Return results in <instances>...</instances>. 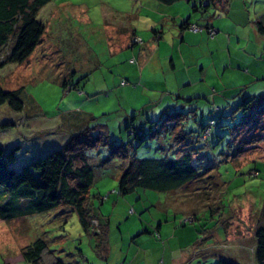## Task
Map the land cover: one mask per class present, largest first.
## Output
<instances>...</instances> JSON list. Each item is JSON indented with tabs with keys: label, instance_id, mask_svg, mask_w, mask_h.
<instances>
[{
	"label": "rangeland",
	"instance_id": "obj_1",
	"mask_svg": "<svg viewBox=\"0 0 264 264\" xmlns=\"http://www.w3.org/2000/svg\"><path fill=\"white\" fill-rule=\"evenodd\" d=\"M231 3L232 11L225 13L213 6L193 11L191 3L178 0L160 4L162 12L146 7L137 16L131 7L137 4L135 0H50L40 12L47 25L43 42L56 48L27 66L9 62L0 68L4 89L22 87V111H12L6 103L0 105V123L16 121V125L0 130V146L6 151L19 147L12 163L16 169L61 148L83 129L92 136L105 134L109 142H132L135 150L130 153L137 158L173 157L181 152L176 151L180 128L169 130V126L149 121L162 113L192 110L182 126L195 140L200 124L215 120L207 143L194 142L199 146L200 172L208 165L212 168L198 180L171 191L137 187L120 194L118 177L128 157L110 153L109 143H99L86 152L94 170L89 188L91 212L109 219L111 261L120 249L138 248L140 243H132L133 237L147 241L149 259L157 257L158 249L166 251V264H215L220 258L257 264L253 230L264 205V143L233 157L228 127L240 115L232 110L244 90L264 94V55L258 52L251 61L252 54L241 51L248 36L256 43L252 20L264 13V0H229V6ZM66 12L72 15L61 19ZM211 13L212 21L219 24L213 36L205 28H188L186 36L178 29L183 18L203 25ZM173 15L179 19L174 20ZM152 18L161 21L155 28L162 31L161 40L153 37ZM119 20L123 24L135 20L136 37L141 41L133 38L135 45L114 50L121 34L115 32L119 28L108 24ZM225 31L231 33L230 52L227 38L217 37ZM239 58H245L246 64L239 65L235 61ZM247 64L253 72L247 70ZM186 97L192 102L185 103ZM133 128L143 131V141L130 132ZM62 209L0 218V264H26L21 248L37 237L45 239L52 250H44L43 264L55 257L78 264L102 261L93 250L94 237L82 229L76 212ZM159 223L160 234L156 231ZM144 228L148 231L138 234ZM75 247L87 260L77 255Z\"/></svg>",
	"mask_w": 264,
	"mask_h": 264
},
{
	"label": "trees",
	"instance_id": "obj_2",
	"mask_svg": "<svg viewBox=\"0 0 264 264\" xmlns=\"http://www.w3.org/2000/svg\"><path fill=\"white\" fill-rule=\"evenodd\" d=\"M49 1L0 0V68L9 62L18 64L24 62L38 45L44 32V24L38 18V14L41 7ZM157 1L172 4L178 0ZM186 1L191 3L193 11L208 10L209 3L205 2L206 0ZM209 1L213 5L221 0ZM253 23L257 32L264 36V14L257 16ZM193 25L199 26L201 28L199 31L204 28L208 31L210 27L217 31L210 22L199 25L190 22L189 17L179 23L180 29H191ZM152 32L155 38L161 33L156 29H153ZM63 83L67 85L65 81ZM69 87L72 88L73 85ZM21 92L22 87L4 89L0 84V105L6 103L12 111H22L24 103L20 96ZM190 111L166 112L167 114L162 113L156 120H147L148 123H153L156 126L159 123L166 127L169 126V130L175 126L180 128L179 137L177 136L179 148H176V151L181 152L173 157L166 155L137 158L130 153V150L134 148L132 142L131 144L129 142L127 144L109 142L105 134L92 136L88 129H83L78 134L72 135L61 148L52 149L32 158L20 169L12 166V163L16 161L18 145L7 151L0 146V218L10 220L61 207L67 210L71 209L76 212L82 229L94 237H90L94 239L93 250L105 260L110 229L109 219L103 216L98 217L91 212L89 188L94 181V170L88 161L86 152L99 143H109L110 153H115L123 158L128 157V162L124 159L125 164L118 177L117 190L120 194L129 193L137 187L171 191L185 186L189 182L198 180L204 172L212 168L208 165L200 172L202 166L199 156L196 155L199 146L194 145V142L196 140L206 144L211 128L215 124L213 118L200 124L197 138L193 140L191 134L183 132L182 126ZM234 111H239L240 115L237 121L228 127V131L232 137L231 141L234 143L233 157H237L245 150L264 143V94L243 95L232 110V112ZM14 125H16L15 121L5 120L0 123V130ZM206 129H208V134L202 138ZM152 130L151 128L149 135ZM130 132L134 133V137L139 141H143L146 137L143 131L138 133L134 128ZM218 137L220 138L221 135ZM143 231L147 232L148 230L144 228L141 233ZM253 234L256 240L255 260L257 264H264V205L258 215ZM45 249L52 251L47 247L45 239L37 237L21 248L22 259L26 264H43L41 259ZM76 253L83 260H87L81 249L77 248ZM75 263L56 257L49 264ZM215 264L237 263L220 258Z\"/></svg>",
	"mask_w": 264,
	"mask_h": 264
},
{
	"label": "crops",
	"instance_id": "obj_3",
	"mask_svg": "<svg viewBox=\"0 0 264 264\" xmlns=\"http://www.w3.org/2000/svg\"><path fill=\"white\" fill-rule=\"evenodd\" d=\"M133 1V0H132ZM135 1H137V4H133V6H131L132 7V9H135L136 10V15L138 16L139 15V12L142 10V9H144V8H146V7H148V8H153L154 10H156V11H159V12H162V6H160V4L161 5H170V4H164V3H161V2H159L158 1V3H160V4H156V3H154V2H152V0H135ZM157 1V0H156ZM215 1H217V0H215ZM50 2V1H49ZM49 2L48 3H46L45 5H43L42 7H41V9H40V11H39V14H38V18L42 21V23L44 24V32H45V28H46V21H45V19H43L40 15V12H41V10L42 9H44V8H46V7H48L47 5H49ZM139 5V6H138ZM138 6V7H137ZM211 6H213V8H218V9H221V10H223L225 13H228L230 10L232 11V3H231V5L229 6V0H221L220 2H217V3H214L213 5H211ZM210 6V7H211ZM52 8V10H51V14L54 12V7H53V5L51 6ZM140 7H143V8H141L140 9ZM255 8V7H254ZM262 8H264V5L262 6ZM140 9V10H139ZM209 9V8H208ZM75 12V11H74ZM73 12V14H75ZM58 13V12H57ZM255 13V12H254ZM249 14V13H248ZM262 14H264V13H262ZM262 14H259V15H262ZM72 14H70V13H64L63 14V16L61 17V19H65L64 17H66V18H68V16H71ZM127 15L128 14H125L124 16H126V18H127ZM259 15H255V17L253 18V20L257 17V16H259ZM75 16H76V14H75ZM136 18H138V17H136ZM174 20H178L179 19V17H178V15H173V17H172ZM220 19H222V17H219ZM184 19H186V18H183L182 20H184ZM212 19H213V13H211V14H209L208 15V17L204 20V22H203V24H205L206 22H210V24L212 25V26H214V27H216V26H219V24L218 23H216V21H212ZM122 20H124V19H122ZM122 20H119V22H117L116 24L114 23H110V24H108L110 27H114V29H116V28H119V30H115V32H119L120 34H121V37H120V40H121V42L120 43H117L116 44V47H115V49L114 50H122L124 47H128L129 46V44L132 46V45H135L136 43H133V37L134 36H136V25H135V20H133V21H128L127 23H122L121 21ZM151 20H153V21H151L152 22V25H153V27H151V30H153V29H155L156 28V26L157 25H159V24H161V21H155L154 20V18H152ZM181 20V21H182ZM253 20H252V25H253V27H254V35H255V38H254V40H256V43L251 39V37L250 36H248V38L244 41V43H243V45H242V49L243 50H241L243 53L244 52H248L249 54L251 53L252 54V58L253 59H251V61H254V59L256 58V56L258 55V52H259V55H264V36L263 35H261V34H259L258 32H257V30L255 29V26H254V23H253ZM180 21V22H181ZM159 22V23H158ZM178 29L181 31V34H184V36H186V34H188L189 32H187V30L186 29H188V28H185V29H180V27H178ZM156 30H159L161 33L159 34L160 36H158V37H156V39L157 40H161L162 39V31H161V29H156ZM44 32H43V34H42V36H41V40H40V42L38 43V45L34 48V50L32 51V53L29 55V57L24 61V62H22V63H19L20 65L21 64H24V65H28V64H30V63H35V62H37V59L38 58H40L41 56H46V55H48L49 53L47 52L48 50L50 51V50H52V49H55L56 47H53L52 45H48V46H46V43H44L43 42V40H44ZM217 32H218V29H217ZM216 32V33H217ZM215 33V34H216ZM214 34V35H215ZM220 35H223L222 36V40H224L225 38H227V42H226V48H227V50H228V52H230V47H231V33H230V31H225V35L224 34H219L217 37L218 38H220ZM125 37H126V40H125ZM154 37V36H153ZM155 38V37H154ZM151 39V38H150ZM151 40H153V39H151ZM157 44H158V42H157ZM156 44V45H157ZM151 45H154V43H152ZM159 46H160V44H158V48H159ZM157 48V49H158ZM236 50H238L239 48H235ZM58 52H60V51H56V53L57 54H60V53H58ZM43 53V55H41ZM48 53V54H47ZM54 53V52H53ZM51 54V53H50ZM41 55V56H40ZM241 56H243V54L241 53ZM240 56V57H241ZM236 62H238V64L239 65H243V64H246V61H245V58H239L238 60H235ZM250 61V62H251ZM147 63H149V60L148 59H146V62H145V64H147ZM18 64V63H17ZM144 64V65H145ZM250 64V63H249ZM249 64H247L248 66H247V70H249V72H253L254 71V69L253 68H250V66H249ZM153 65H156V62H153ZM252 74H254V73H252ZM252 74H247V76H252ZM240 90H242L243 91V89H246V86H244L243 87V89H242V87L240 88V87H238ZM238 89V90H239ZM181 90L179 89L178 90V94L180 95L181 93ZM244 92V93H243ZM241 94L242 95H252L253 93H246V91L244 90ZM235 93H236V91H235ZM234 93V95H233V97L234 96H236V94ZM182 96H183V94H182ZM195 96V95H194ZM197 96V95H196ZM185 98V97H184ZM187 99H184V101H185V103H188V102H192V100L189 98V97H186ZM189 100H191V101H189ZM7 121H15V120H9V119H6ZM16 122V121H15ZM157 229H156V231H158V233L160 234V231H161V225H160V223L159 224H157ZM138 234H141V231H139V233ZM147 238H145V240H146ZM131 240H132V243H135V245H138L139 243V246H138V248L137 249H135L134 251H130L129 249L128 250H125V251H121V249H120V254H119V256L118 257H114V261H111V259H109V255H111L110 254V252H109V249H107V254H106V259L105 260H102V261H100V262H95V263H92V264H126V263H128V264H166V262L164 261V258H163V256L166 254V251H164V252H162L161 253V250L160 249H158L159 251H158V254H157V257L156 258H151V259H149V257H150V252L148 251V249H147V247H146V243H147V241H144V240H135V239H133V237L131 238ZM159 241V240H158ZM158 245H160V246H162V244H161V242L159 241L158 242ZM163 247V246H162ZM164 248V247H163ZM165 250H166V248H164ZM109 252V253H108ZM122 253V254H121ZM122 255H123V257H122ZM184 256V255H183ZM55 257V256H54ZM56 258V257H55ZM170 260H171V262L172 261H175L176 259H172V258H169ZM126 260H128L127 262H126ZM178 261V260H177ZM154 262V263H153ZM76 264H78V262L76 263ZM176 264V263H175Z\"/></svg>",
	"mask_w": 264,
	"mask_h": 264
},
{
	"label": "built area",
	"instance_id": "obj_4",
	"mask_svg": "<svg viewBox=\"0 0 264 264\" xmlns=\"http://www.w3.org/2000/svg\"><path fill=\"white\" fill-rule=\"evenodd\" d=\"M191 29H192V30H201V28H200L199 26H197V25H193V26L191 27ZM216 32H217V31H216L213 27H210V28L208 29V33H209L211 36H213ZM134 41H135V42H138V41H141V40H140L139 38L135 37V38H134ZM207 134H208V129H206V130L204 131V133H203V135H202V138H205Z\"/></svg>",
	"mask_w": 264,
	"mask_h": 264
},
{
	"label": "flooded vegetation",
	"instance_id": "obj_5",
	"mask_svg": "<svg viewBox=\"0 0 264 264\" xmlns=\"http://www.w3.org/2000/svg\"><path fill=\"white\" fill-rule=\"evenodd\" d=\"M207 1H208V3H209V7H210V6H211V4H212V3H211V1H209V0H206L205 2H207ZM205 2H204V3H205ZM209 7H208V8H209ZM208 8H207V9H208ZM207 9H206V10H207Z\"/></svg>",
	"mask_w": 264,
	"mask_h": 264
}]
</instances>
